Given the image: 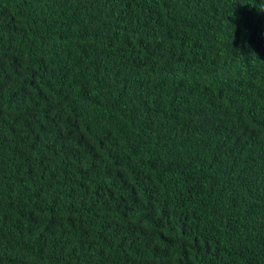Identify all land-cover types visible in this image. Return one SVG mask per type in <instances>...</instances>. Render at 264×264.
<instances>
[{
  "label": "trees",
  "instance_id": "16d2710c",
  "mask_svg": "<svg viewBox=\"0 0 264 264\" xmlns=\"http://www.w3.org/2000/svg\"><path fill=\"white\" fill-rule=\"evenodd\" d=\"M0 264H264V0H0Z\"/></svg>",
  "mask_w": 264,
  "mask_h": 264
}]
</instances>
